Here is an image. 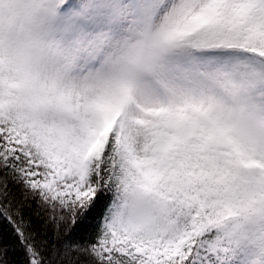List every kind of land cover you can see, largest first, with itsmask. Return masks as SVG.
<instances>
[{"label":"snow or ice","instance_id":"snow-or-ice-1","mask_svg":"<svg viewBox=\"0 0 264 264\" xmlns=\"http://www.w3.org/2000/svg\"><path fill=\"white\" fill-rule=\"evenodd\" d=\"M0 264H264V0H0Z\"/></svg>","mask_w":264,"mask_h":264}]
</instances>
